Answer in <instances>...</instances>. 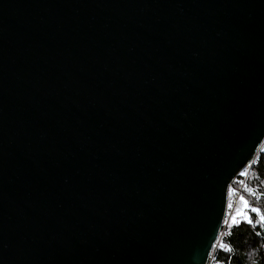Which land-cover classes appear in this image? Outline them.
Returning a JSON list of instances; mask_svg holds the SVG:
<instances>
[{
  "label": "water",
  "instance_id": "obj_1",
  "mask_svg": "<svg viewBox=\"0 0 264 264\" xmlns=\"http://www.w3.org/2000/svg\"><path fill=\"white\" fill-rule=\"evenodd\" d=\"M264 145V0H0V264H208Z\"/></svg>",
  "mask_w": 264,
  "mask_h": 264
},
{
  "label": "trees",
  "instance_id": "obj_2",
  "mask_svg": "<svg viewBox=\"0 0 264 264\" xmlns=\"http://www.w3.org/2000/svg\"><path fill=\"white\" fill-rule=\"evenodd\" d=\"M243 172L233 181L229 190L231 192L239 184L242 185L241 195H249V198L246 196L249 204V209L245 210L247 219H237L235 224L227 221L208 264H264V221L251 211L254 207L264 215V145L245 171L247 174ZM248 219H251V224L247 222Z\"/></svg>",
  "mask_w": 264,
  "mask_h": 264
},
{
  "label": "rangeland",
  "instance_id": "obj_3",
  "mask_svg": "<svg viewBox=\"0 0 264 264\" xmlns=\"http://www.w3.org/2000/svg\"><path fill=\"white\" fill-rule=\"evenodd\" d=\"M246 170H248V167L243 170L244 175L247 174V172H245ZM241 188H242V185L236 184L234 186V189L231 190L232 192H230V190H229L230 193H229V197H228V200H229L228 208H230V209L228 210L227 219H226L228 222H231L233 220V216L236 215L238 209H243V205L241 204L240 197L243 196L245 198V200H247V198H249L248 194H246L247 198H246V196L241 195ZM237 190H240V193L237 192ZM236 192H237V194H236ZM244 193L245 192L242 190V194H244ZM229 205H231V207H229ZM237 219H247V213L244 216L237 215L236 220ZM221 234H222V232H221ZM221 234L219 236V239L221 237ZM219 239H218V241H219Z\"/></svg>",
  "mask_w": 264,
  "mask_h": 264
},
{
  "label": "snow or ice",
  "instance_id": "obj_4",
  "mask_svg": "<svg viewBox=\"0 0 264 264\" xmlns=\"http://www.w3.org/2000/svg\"><path fill=\"white\" fill-rule=\"evenodd\" d=\"M240 201H241V204L243 205V209H238L237 210L236 215L233 216V220H232L233 224L236 223V216L237 215L244 216L246 214L245 210L249 209L248 201L245 200V198L243 196L240 197ZM229 207H231V205H229ZM251 211L254 212V213H257V215H259V217H260V220L264 221V215L260 214V210L259 209L253 207V208H251ZM247 222L249 224L252 223L251 219H248ZM229 226H231V225H229ZM216 239H219V237H216ZM212 247H215V245L213 244ZM223 247H224V245L222 243L221 244V248H223Z\"/></svg>",
  "mask_w": 264,
  "mask_h": 264
},
{
  "label": "built area",
  "instance_id": "obj_5",
  "mask_svg": "<svg viewBox=\"0 0 264 264\" xmlns=\"http://www.w3.org/2000/svg\"><path fill=\"white\" fill-rule=\"evenodd\" d=\"M250 167V166H249ZM230 189V188H229ZM232 192V191H231ZM237 192H239L240 193V190H237ZM237 192H236V194H237ZM228 197H229V192H228ZM228 202H229V200H228ZM228 202H227V208H226V214H225V218H224V225L227 223V213H228V210L230 209V208H228Z\"/></svg>",
  "mask_w": 264,
  "mask_h": 264
}]
</instances>
